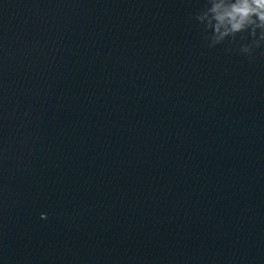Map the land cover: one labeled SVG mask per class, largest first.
<instances>
[{
    "label": "water",
    "instance_id": "95a60500",
    "mask_svg": "<svg viewBox=\"0 0 264 264\" xmlns=\"http://www.w3.org/2000/svg\"><path fill=\"white\" fill-rule=\"evenodd\" d=\"M207 7L0 0V264H264V42Z\"/></svg>",
    "mask_w": 264,
    "mask_h": 264
},
{
    "label": "clouds",
    "instance_id": "9594fccd",
    "mask_svg": "<svg viewBox=\"0 0 264 264\" xmlns=\"http://www.w3.org/2000/svg\"><path fill=\"white\" fill-rule=\"evenodd\" d=\"M208 7L197 15L204 25L209 47H215L228 37L249 32L255 47L264 42V0H207ZM259 32V35H258ZM258 36V38H257ZM253 44H245L241 51L251 55ZM46 218V214H42Z\"/></svg>",
    "mask_w": 264,
    "mask_h": 264
}]
</instances>
